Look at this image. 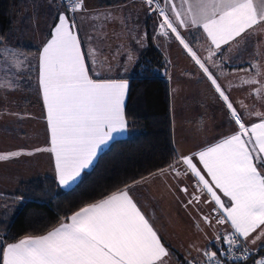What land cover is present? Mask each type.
I'll return each mask as SVG.
<instances>
[{
  "label": "crops",
  "instance_id": "0c3cea01",
  "mask_svg": "<svg viewBox=\"0 0 264 264\" xmlns=\"http://www.w3.org/2000/svg\"><path fill=\"white\" fill-rule=\"evenodd\" d=\"M161 2L156 17L145 0H82L71 19L60 0L14 1L0 48V205L32 178L72 187L129 134V76L149 41L166 61L178 160L6 244L2 264H199L229 229L264 248V0ZM187 205L221 227L199 254L164 236Z\"/></svg>",
  "mask_w": 264,
  "mask_h": 264
},
{
  "label": "trees",
  "instance_id": "16d2710c",
  "mask_svg": "<svg viewBox=\"0 0 264 264\" xmlns=\"http://www.w3.org/2000/svg\"><path fill=\"white\" fill-rule=\"evenodd\" d=\"M14 1L0 0V48L10 40ZM166 69L162 53L149 41L129 76L123 109L129 134L103 149L72 187L63 189L47 175L22 181L1 196L0 264L6 244L43 234L76 210L177 163Z\"/></svg>",
  "mask_w": 264,
  "mask_h": 264
},
{
  "label": "built area",
  "instance_id": "2783aa9c",
  "mask_svg": "<svg viewBox=\"0 0 264 264\" xmlns=\"http://www.w3.org/2000/svg\"><path fill=\"white\" fill-rule=\"evenodd\" d=\"M71 19L82 0H60ZM156 17H162L163 4L161 0H145ZM159 25H161L159 23ZM199 264H264V248H253L233 229L224 234V242L216 252Z\"/></svg>",
  "mask_w": 264,
  "mask_h": 264
},
{
  "label": "rangeland",
  "instance_id": "374dc122",
  "mask_svg": "<svg viewBox=\"0 0 264 264\" xmlns=\"http://www.w3.org/2000/svg\"><path fill=\"white\" fill-rule=\"evenodd\" d=\"M7 47H10L11 50L10 43H8V45L6 44V48ZM6 78L11 82V77ZM2 80L6 81L3 77ZM2 80H0V84ZM186 209L187 212L190 213V218L183 214L184 218L182 219L173 218L176 230L171 225L169 217H167L170 224V227L167 228L169 230V234H165L164 236L172 243L175 241L176 245L179 246L181 250L189 248L191 251L193 250L199 254L202 248L206 249V247L209 246V243L206 240L214 238L217 234H219L221 227L215 220L210 219L207 213L203 214V212H201V214L198 215L194 211L190 210L189 205L186 206ZM200 256L197 260L198 262L203 258V255L201 257Z\"/></svg>",
  "mask_w": 264,
  "mask_h": 264
}]
</instances>
